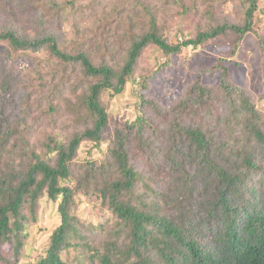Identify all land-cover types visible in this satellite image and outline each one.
<instances>
[{
  "label": "trees",
  "instance_id": "obj_1",
  "mask_svg": "<svg viewBox=\"0 0 264 264\" xmlns=\"http://www.w3.org/2000/svg\"><path fill=\"white\" fill-rule=\"evenodd\" d=\"M30 2L26 9L24 0H0L8 16L0 45L10 62L0 65V264L24 256L32 220L25 209L33 215L42 198L57 202L59 223L44 253L28 264H264L259 0ZM97 14L94 28L70 25L67 41L52 30L62 19L86 24ZM187 16L193 28L172 40L174 24L167 22L180 25ZM248 33L263 55L259 90L224 64ZM209 42L221 55L211 67L219 72L213 83L197 78L157 92L156 79L184 48ZM22 54L35 63L37 86L52 84L65 101L53 105L47 95L48 122L66 121L38 141L22 136L31 105L11 119L16 92L31 99L14 64ZM130 79H137L133 117L114 126L103 155L79 160L82 141L101 144L109 104ZM80 195L99 200L96 222L78 212Z\"/></svg>",
  "mask_w": 264,
  "mask_h": 264
},
{
  "label": "rangeland",
  "instance_id": "obj_2",
  "mask_svg": "<svg viewBox=\"0 0 264 264\" xmlns=\"http://www.w3.org/2000/svg\"><path fill=\"white\" fill-rule=\"evenodd\" d=\"M31 0H24V7L26 9H30V2ZM65 0H60V2H64ZM32 4V3H31ZM110 7L109 3L103 4L104 6ZM260 9L263 11L259 12L258 17L260 22L258 23L259 26L257 28V32L262 34L264 37V0H259L258 3ZM99 10L102 11L104 8ZM223 10H230V6H225ZM102 14V12L100 13ZM91 16L88 18L87 23L82 22L80 24L81 18H71L62 19L60 22H54L53 24V31L58 35L61 42L67 41L70 36L71 26L72 24L83 26V27H90L93 28L96 26L95 20L99 17ZM8 20V16L6 14L0 13V28L4 27ZM94 21V23H93ZM93 23V25H92ZM21 24L25 25V27L31 28L28 22H21ZM174 24L171 30V38L172 40L178 39L183 35L189 33V31L193 28L194 22L191 16L185 17L180 25L177 24L176 20L173 22L170 20L167 22V25ZM4 47L5 45H0V65L3 63L6 64L5 55H4ZM220 49L217 43L209 42L204 47L199 48H192L191 46L184 48L180 54H178V58L175 60L174 64L171 66V71L164 74L160 78L156 79L155 81V88L157 92L165 93L170 89L176 88L178 85H184L188 81H194L197 78H204V81L207 83H213L215 79L219 76V72L211 71L212 65L220 58ZM32 55L41 59L43 54L42 52H35L31 53ZM222 54V53H221ZM263 55L259 51L258 45L256 43V37L253 33L246 34L245 38L243 39L241 45L239 46L238 50L234 55L227 56L224 60V64L229 67V71L232 74H237L246 80L248 88H255L258 87V74L260 73V67L262 63ZM147 58L143 57L141 61V65L143 68L149 67V62L146 61ZM10 64V62H8ZM8 64L7 67H8ZM15 64V69L20 71V79L23 80V83L27 85V94L31 96V99L27 100L28 95H22L20 91L16 92V98L14 99L15 105L18 106L14 108V113L11 116V119L14 117L23 116L25 111L24 109L19 111V108L25 107V104L31 105L28 110H32L24 115L22 118H25L26 124L25 128H23V134L25 139H31L32 141H38L42 139L46 134L53 131H59L61 127L65 123V119L59 121L55 126L51 125L49 118L47 117L45 111L48 109V94L52 93L55 97V100H52V104L59 103L60 105L64 106L65 101L64 98H60V94L56 93L53 89L52 84L46 86H37L38 81L36 80L37 75L33 73L31 70L35 63L31 58L27 57L26 55H21ZM45 69H50V67H45ZM236 72V73H234ZM32 73V74H31ZM138 73V72H137ZM135 74V77L137 76ZM70 80V79H69ZM62 81V83H70V81ZM54 81H60L57 78ZM137 79H130L129 82L126 84L123 92L118 95L117 97L113 98L110 102L109 106V120L108 126L102 134L101 144L97 146L96 142L92 141H82L78 148L77 157L78 159H82L86 156L92 157H99L106 149L108 144V137L111 130L114 129L115 125H123L126 118L133 117V107L135 98L132 94V88L136 86ZM61 86V84H60ZM258 87L256 90H259ZM54 92V93H53ZM155 92V91H154ZM150 94L151 97H154V93ZM264 95V89L262 90ZM23 101V102H22ZM22 102V105H21ZM258 104L264 107V98L258 99ZM42 110V111H41ZM8 111V110H7ZM52 129V130H51ZM20 135V134H19ZM16 143L14 139L12 143L15 145L21 144L20 139L16 138ZM17 141H20L18 143ZM91 199H86L84 195H80L77 200V209L78 212L85 216L88 220L96 222L97 213H100L99 209V200L95 198L94 195ZM26 207V206H25ZM26 216L31 220L29 226V233L26 237L25 244L23 246L24 256L19 258L17 264H28L34 263L39 255L44 253L46 246L44 245V241L47 236L51 233L52 229L59 223V215L57 212V202L48 201L45 198L40 200V205H38L36 212L33 215L30 213L28 207L25 209ZM34 216V217H33Z\"/></svg>",
  "mask_w": 264,
  "mask_h": 264
}]
</instances>
